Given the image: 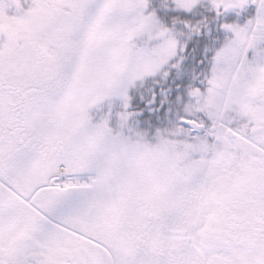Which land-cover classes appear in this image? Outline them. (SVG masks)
Wrapping results in <instances>:
<instances>
[{
	"label": "snow or ice",
	"instance_id": "6c2138e0",
	"mask_svg": "<svg viewBox=\"0 0 264 264\" xmlns=\"http://www.w3.org/2000/svg\"><path fill=\"white\" fill-rule=\"evenodd\" d=\"M0 264H264V0H0Z\"/></svg>",
	"mask_w": 264,
	"mask_h": 264
}]
</instances>
